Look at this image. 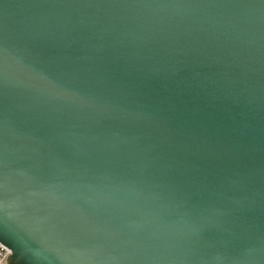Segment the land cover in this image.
Returning a JSON list of instances; mask_svg holds the SVG:
<instances>
[{
    "label": "water",
    "instance_id": "95a60500",
    "mask_svg": "<svg viewBox=\"0 0 264 264\" xmlns=\"http://www.w3.org/2000/svg\"><path fill=\"white\" fill-rule=\"evenodd\" d=\"M20 223L56 264H264V0H0Z\"/></svg>",
    "mask_w": 264,
    "mask_h": 264
},
{
    "label": "flooded vegetation",
    "instance_id": "af4514ba",
    "mask_svg": "<svg viewBox=\"0 0 264 264\" xmlns=\"http://www.w3.org/2000/svg\"><path fill=\"white\" fill-rule=\"evenodd\" d=\"M17 226L15 224L9 225L11 231L3 230L4 232L0 231V237H2L12 248V254L9 260H14L17 258V264H56L50 260H43L39 255H37L32 248L28 247L27 245H31L34 242L33 238L25 231V227H29L27 224H19ZM22 235L24 237V241L21 240L19 237L15 235ZM26 240V241H25ZM33 241V242H32ZM28 242V243H26ZM28 252H31L35 258V260H30L28 257ZM18 254V256H17ZM17 256V257H15ZM30 256V255H29ZM32 257V256H31ZM33 258V257H32ZM9 262V261H8ZM36 262V263H35Z\"/></svg>",
    "mask_w": 264,
    "mask_h": 264
},
{
    "label": "built area",
    "instance_id": "2783aa9c",
    "mask_svg": "<svg viewBox=\"0 0 264 264\" xmlns=\"http://www.w3.org/2000/svg\"><path fill=\"white\" fill-rule=\"evenodd\" d=\"M12 248L0 239V264H8Z\"/></svg>",
    "mask_w": 264,
    "mask_h": 264
},
{
    "label": "rangeland",
    "instance_id": "374dc122",
    "mask_svg": "<svg viewBox=\"0 0 264 264\" xmlns=\"http://www.w3.org/2000/svg\"><path fill=\"white\" fill-rule=\"evenodd\" d=\"M16 257V256H15ZM8 264H13L12 260H9Z\"/></svg>",
    "mask_w": 264,
    "mask_h": 264
},
{
    "label": "snow or ice",
    "instance_id": "6c2138e0",
    "mask_svg": "<svg viewBox=\"0 0 264 264\" xmlns=\"http://www.w3.org/2000/svg\"><path fill=\"white\" fill-rule=\"evenodd\" d=\"M3 228H0V230H2Z\"/></svg>",
    "mask_w": 264,
    "mask_h": 264
},
{
    "label": "trees",
    "instance_id": "16d2710c",
    "mask_svg": "<svg viewBox=\"0 0 264 264\" xmlns=\"http://www.w3.org/2000/svg\"><path fill=\"white\" fill-rule=\"evenodd\" d=\"M2 238V237H1ZM3 239V238H2ZM4 240V239H3ZM8 243V242H7Z\"/></svg>",
    "mask_w": 264,
    "mask_h": 264
}]
</instances>
